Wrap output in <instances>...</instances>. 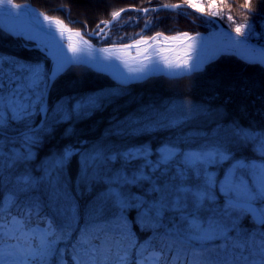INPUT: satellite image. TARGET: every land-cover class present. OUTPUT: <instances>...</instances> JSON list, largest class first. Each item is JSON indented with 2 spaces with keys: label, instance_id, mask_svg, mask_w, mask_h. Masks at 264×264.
I'll list each match as a JSON object with an SVG mask.
<instances>
[{
  "label": "snow or ice",
  "instance_id": "snow-or-ice-1",
  "mask_svg": "<svg viewBox=\"0 0 264 264\" xmlns=\"http://www.w3.org/2000/svg\"><path fill=\"white\" fill-rule=\"evenodd\" d=\"M23 7L14 0H0V14L12 15ZM160 7L178 12L192 9L205 22L227 19L235 32V37L227 36V42L238 47L255 34V15L264 11V0H257V6L253 0H242V21L231 14L234 0H183ZM150 10L156 11L136 9ZM126 11H112L110 20L101 21L91 32L77 31L75 35L84 44H88L84 35L107 40L105 29ZM179 14L190 15L186 11ZM39 15L43 23L37 24L36 32L42 37L10 34L25 38L30 48L50 56L53 49L47 38L63 41L68 33L71 41V29L59 18ZM143 33L142 29L137 34L141 38L130 44L122 43L123 37L119 43L112 41L114 47H135L138 57L143 54L137 60L139 67L130 68V73L144 72L159 63L149 41L155 42L162 34L145 39ZM179 35L194 39L187 33ZM189 48L196 50L193 45ZM68 51L71 59L65 57L52 69L0 54V264H66V254L72 264H264V129L232 121L230 126L218 125L208 132L181 131L155 149L147 144H117L116 140L182 129L191 121L217 116L190 102L163 109L146 106L115 121L103 140L82 147L85 141L77 139L53 148L39 168L33 169L39 150L55 139L61 126L63 138L76 136L75 122L118 95L106 92L75 100L69 96L49 107L48 90L81 49L69 44ZM98 51L108 53L105 60L112 58L109 49ZM245 59L264 66V48ZM191 60L189 56L179 63L166 61L164 66L199 70L200 64ZM123 63L128 66L127 61ZM193 144L196 147H186ZM245 149L258 156L259 162L238 159L237 152ZM73 158L79 165L75 180L68 174ZM222 165H227L223 179H216L212 169ZM98 186H102L100 191ZM217 190L224 197L222 202ZM85 196L91 197L88 225L78 230L69 252L60 245L77 231L79 198ZM133 211L135 219L130 220ZM246 219L251 228L245 225ZM133 223L149 233L144 240L135 235L130 227Z\"/></svg>",
  "mask_w": 264,
  "mask_h": 264
},
{
  "label": "trees",
  "instance_id": "trees-1",
  "mask_svg": "<svg viewBox=\"0 0 264 264\" xmlns=\"http://www.w3.org/2000/svg\"><path fill=\"white\" fill-rule=\"evenodd\" d=\"M89 0H14L16 3H27L38 11L49 16L59 18L72 29L91 32L96 29L101 21L111 19L112 11L121 8H155L162 4L182 3L183 0H111L109 3H101L98 6L90 5ZM242 0H234L231 14L242 21L239 14V4ZM95 6H97L95 8ZM253 6H257V0H253ZM91 9H90V8ZM94 8L96 10H94ZM94 11H93V10ZM190 15L179 14L182 12ZM228 13V9H224ZM199 15L190 9L170 11L156 9L142 15L140 12L128 10L121 15V20L129 18L134 21L132 26H113L110 37L107 40L98 41L97 38L88 39L96 45H110L113 38L121 42V34L140 29L143 21H150L149 27L144 29V35L149 36L156 32L166 35L178 32H205L212 22H205V18H197ZM223 26L233 30V26L224 19L219 21ZM85 25L87 26L85 28ZM255 34L251 38L260 44H264V11H258L254 19ZM128 42L124 38L122 43ZM0 54L6 57L19 58L29 63L39 62L42 66L50 67L49 60L40 50L30 48L27 42L15 40L0 30ZM106 92L118 93L111 101L89 114L87 117L75 122L76 136L65 139L62 137L64 126L56 132L55 139L45 144L32 163L34 170L39 168L40 162L45 159L49 151L67 143H75L77 139L85 141L84 146H90L94 142L103 140L107 136V130L117 120H123L129 113L141 110L144 107L163 109L166 106L179 107L181 103L190 102L197 107L209 108L217 113L214 119L203 118L191 121L182 129L158 130L138 135L129 141L116 140L117 144L134 143L151 145L153 149L168 139L185 133L208 132L218 125L230 126L232 121H238L244 127L264 129V68L258 64H248L233 55H222L207 64L202 70L179 78H167L164 76L149 77L141 82L121 85L114 82L107 75L96 72L86 66L72 65L67 68L50 88L47 104L55 105L61 98L72 97L73 100L80 96L90 94H102ZM39 119V118H37ZM115 139V138H113ZM186 147H196L195 144ZM238 159L255 160L259 157L251 150L245 149L237 152ZM155 157H153L154 159ZM227 165L212 169L216 179H223ZM79 170L76 158H73L68 168V174L75 180ZM38 174V172H37ZM102 186L97 187L100 191ZM135 191V189H134ZM3 192V189H0ZM220 202L223 196L217 190ZM89 196L79 198V223L74 225L77 229L71 238L62 243L60 247L67 248L71 252V244L75 242L78 230L88 225L87 206ZM45 212L51 215L47 209ZM135 212L129 213V219H135ZM59 223V221H57ZM249 228L252 227L248 219L244 221ZM139 240H144L149 233L141 231L134 223L130 224ZM66 264H72L71 257L65 255Z\"/></svg>",
  "mask_w": 264,
  "mask_h": 264
},
{
  "label": "bare ground",
  "instance_id": "bare-ground-1",
  "mask_svg": "<svg viewBox=\"0 0 264 264\" xmlns=\"http://www.w3.org/2000/svg\"><path fill=\"white\" fill-rule=\"evenodd\" d=\"M122 3L123 1H117ZM40 12L37 10L25 6L18 10H13L12 15L0 14V24L3 25L5 28H8L14 32H20L24 34L25 37L28 35H37L38 38L42 37V34L36 32V26L38 23L42 24L43 20L42 17L39 15ZM68 33L65 34V39L63 41L52 40L51 37H48L47 40L50 42V47H52L53 52L50 54V58L52 60L53 67L58 61H62L67 56L66 51L64 50L61 43L69 46L72 44L73 46H77L80 49L86 47L87 44L82 43L79 37L75 35V33L71 32L72 40L69 41L67 39ZM172 37H176V39H166L164 37H159L155 42L149 41V43L153 44V47L156 49L158 55L155 57L156 60L159 61L157 65L149 66L144 72H134L130 73V68H138L139 64L137 60H142L143 55L140 58L133 59L131 64H128L126 67L123 63L119 60L117 63L114 64H107V65H98L97 68L102 69L106 73H108L112 78L118 81H132L141 79L142 77L154 74L158 72H165L171 74H180L186 72L183 69H169L164 66L165 62L171 63H179L183 60L192 57L190 63H201L208 57H211L215 52L220 51L224 48L232 49L235 48L238 55L242 58L253 57L258 53L253 51L250 48H245L242 46L232 47L229 43L226 46L220 44V41L225 40L223 34L219 32H211L210 35L205 36L204 38H194L189 39L183 37L179 34L174 35ZM189 45H193L196 49L195 51L192 48H189ZM144 46H141V49ZM109 53L116 54L123 57H130L134 56V53H138V49L133 47L131 49H123V48H111L109 49Z\"/></svg>",
  "mask_w": 264,
  "mask_h": 264
},
{
  "label": "water",
  "instance_id": "water-1",
  "mask_svg": "<svg viewBox=\"0 0 264 264\" xmlns=\"http://www.w3.org/2000/svg\"><path fill=\"white\" fill-rule=\"evenodd\" d=\"M158 8H161L160 6ZM216 25L218 27V30H215L216 32H219L223 35H225L226 37V40H223V41H220L219 43L220 44H223V46H226L228 45V42H227V36L228 35H231L233 37H235V32L233 31H230L224 27H222L219 23L216 22ZM0 29L4 32H6L7 34H9L10 36H12L13 38H21V39H24L26 40L25 38L23 37H19L17 35H12L10 33H13L10 29L8 28H5L3 25L0 24ZM222 30V31H221ZM72 33H76L77 31L76 30H71ZM81 32V31H79ZM18 33H21V32H18ZM82 33V32H81ZM209 35V32H206V33H203V32H198V33H194V34H188V37H191V38H204L205 36H208ZM162 37L168 39L170 37L168 36H164V35H161ZM83 40H86L83 36ZM87 41V40H86ZM61 45L63 46V48L66 50V54H67V58L70 60L71 57H72V53L68 51V47L65 46L63 43H61ZM89 45H91V48L89 47ZM242 47H245V48H250L252 49L253 51L255 52H259V49L260 48H264V46L252 41V40H248L246 41L243 45H240ZM100 48H107L109 49L108 47H97L93 44H91L90 42H88V44L86 45L85 49L83 51H80V54L79 56L77 57L76 60L72 61L71 63H66L62 72L67 68L69 67L70 65H84V66H87L91 69H94L96 71H99V72H102V73H105L104 71L100 70V69H96L95 66L96 65H104V64H114V63H117V61L119 60L121 63H123V61H127V64H131L130 60H133V58H140L143 54H141L139 57L136 54H134V56H130V57H123V56H119V55H116V54H112V58L111 59H108V60H105L104 57L106 55H108V53H102V52H99L98 49ZM224 54H230V55H234L236 56L237 58H239L240 60L246 62V63H251L249 62L247 59L245 58H242L240 55L237 54L235 48H232V49H228V48H224L220 51H217L215 52L211 57H208L206 58L205 60H203L200 64V68L199 70H201L206 64H208L209 62L215 60L217 57H219L220 55H224ZM124 64V63H123ZM254 64V63H252ZM125 65V64H124ZM262 66V65H261ZM264 67V66H263ZM195 71H198V70H193V71H187V72H183V73H180V74H171V73H165V72H158V73H154V74H149V75H146L144 77H142L141 79H137V80H132V81H127V82H123V81H117L115 80L116 82L120 83V84H129V83H133V82H139V81H142L144 80L145 78L149 77V76H155V75H163V76H166V77H171V78H175V77H180V76H183V75H188L192 72H195ZM107 74V73H105ZM49 92V90H48ZM47 97H48V93H47Z\"/></svg>",
  "mask_w": 264,
  "mask_h": 264
},
{
  "label": "rangeland",
  "instance_id": "rangeland-1",
  "mask_svg": "<svg viewBox=\"0 0 264 264\" xmlns=\"http://www.w3.org/2000/svg\"><path fill=\"white\" fill-rule=\"evenodd\" d=\"M47 1H50V0H47ZM111 0H89L88 2H90V5L91 6H93L94 4H96L97 6L99 5V4H101V3H109ZM28 6V5H27ZM29 6H31V5H29ZM97 6H95V8L97 7ZM94 7V6H93ZM90 8V7H89ZM94 8V10H96ZM91 9V8H90ZM93 10V9H92ZM93 10V11H94ZM146 22H149L148 20H144L143 21V25L141 26V28L140 29H135V31H129V32H124V33H122L121 34V37H123V38H125L126 39V41H128V42H132L134 39H139V38H141L139 35H137L138 33H141V30L143 29H146L145 28V24H146ZM129 25V26H132L131 28H134V21H132V20H130L129 18H125L124 20H121V19H118L117 21H115V22H113V24L111 25V27H113V26H115V27H120V26H124V25ZM105 31L108 33V37H110V35H111V33H112V31L109 29V28H106L105 29ZM156 33H158V32H156ZM155 33V34H156ZM160 33V32H159ZM144 35V34H143ZM149 36H151V35H149ZM95 37H97V36H95ZM121 37H119V39L121 38ZM144 37H147V36H144ZM99 40H103V39H100L99 37H97ZM113 40H115L114 38H113ZM115 41H117V39L115 40Z\"/></svg>",
  "mask_w": 264,
  "mask_h": 264
}]
</instances>
